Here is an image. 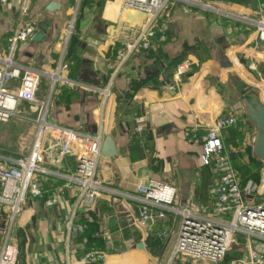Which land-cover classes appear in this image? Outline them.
I'll return each instance as SVG.
<instances>
[{
	"label": "crops",
	"instance_id": "crops-1",
	"mask_svg": "<svg viewBox=\"0 0 264 264\" xmlns=\"http://www.w3.org/2000/svg\"><path fill=\"white\" fill-rule=\"evenodd\" d=\"M190 1L205 3L170 2L158 20L149 49L139 47L123 56L120 50L136 37L130 29L144 21L125 9L123 0L0 2V57L7 54L8 38L17 28L33 23L37 31L45 23L44 37L17 43L13 60L51 73L62 56V74L78 83H55L47 121L79 133L99 134L101 145L105 137H111L116 151L114 156L101 152L96 169L101 193L90 213L91 221L75 206L79 192L73 181L66 184L64 177L52 173L36 176L43 195L28 197L17 218L20 255L16 264H159V257L169 264L182 222L179 211L203 214L211 210L209 189L217 174L201 161L199 136L219 116L236 118L222 132V139L240 185L255 184L247 201L256 203L264 193V163L253 152L255 132L233 85L227 82L233 76L258 87L264 103V40L246 22L206 12ZM211 1L249 18L264 14L261 0ZM73 16V30L65 45L64 32ZM160 32L165 33L163 39ZM185 61L189 70L176 83L173 73ZM49 81L42 74L38 103L48 96ZM18 84L13 79L7 89L16 91ZM38 107L18 101L15 115L0 122V157L8 164L29 153ZM41 154L50 162L57 158L49 136L43 138ZM244 164L252 176L242 185ZM60 166V173L69 168L72 175L76 152ZM151 179L170 184L177 192L171 205L146 204L155 216L142 228L133 223L144 204L136 186ZM51 198L56 203L47 206L46 200ZM88 222L92 227L82 236L85 227H78ZM237 233L235 246L243 248L242 254L228 251L225 264H247L264 252V239ZM139 236L140 241L134 242ZM138 242L143 243L142 249L136 247ZM153 246L159 249L156 258L149 255ZM96 254L98 260L91 259ZM174 263L196 264L178 259Z\"/></svg>",
	"mask_w": 264,
	"mask_h": 264
},
{
	"label": "built area",
	"instance_id": "built-area-1",
	"mask_svg": "<svg viewBox=\"0 0 264 264\" xmlns=\"http://www.w3.org/2000/svg\"><path fill=\"white\" fill-rule=\"evenodd\" d=\"M5 1L0 0V2ZM172 1L184 2V0H123V7L139 14L144 21L141 25L130 29L136 37L120 50V56L125 53L131 54L139 47L144 50L149 49L157 35L159 17ZM190 4L199 6L206 12L246 22L255 28L259 39L264 40V14L262 12L257 18H249L225 10L213 3L190 1ZM73 22L74 16L64 32L65 45L72 33ZM35 31L36 26L33 23H26L17 28L8 38L7 54L0 57V122H7L15 115L18 101L36 103L39 106L33 120L35 133L29 153L23 158L14 159L13 164H8L7 159L0 157V219L2 220L0 222V264L17 263L20 255L19 236L16 230L17 218L22 213L23 203L28 197L43 195L42 189L36 182L37 175L52 173L64 177L66 184H71L73 181L78 186L79 192L75 206L88 214L87 221L92 220L90 213L96 207L101 193V185L96 180V169L101 155V135L79 133L50 123L46 118L55 83L78 85L76 81L62 74L64 67L62 56L56 69L51 73H41L38 70L24 67L12 58L17 43L30 39ZM164 34L160 32L159 38L163 39ZM189 67L188 61L180 63L173 73V80L176 83L180 82ZM42 74L50 78V91L48 96L38 103L36 92ZM13 79L19 80L18 88L16 91H9L7 85ZM235 123L234 116H219L199 136L201 161L203 165L212 166L217 174L216 182L209 189L212 207L210 211L205 212L204 210L203 214H196L187 209L179 211L182 213V222L170 263L172 260L179 259L196 264H225L224 258L230 247L233 233L242 232L264 239V193L256 203L247 201V197L255 190V184L250 182L245 187L240 185L238 173L233 167L229 151L222 139V132ZM47 136L55 143L57 149V158L52 162L46 160L41 154V144L43 138ZM74 151L76 152L74 172L71 175L70 169L67 168V171L60 173L61 161L69 159ZM136 190L141 193L144 204L140 207L138 215L133 218V223L142 228L147 227L155 216L146 204L171 205L177 192L174 186L152 179L146 184H138ZM55 203L54 198L46 200L47 206H53ZM157 215L162 214L159 212ZM70 225L71 218L67 222V226L70 227ZM84 227L85 225L82 224L78 229L82 230ZM98 255H91V259L98 260ZM247 264H264V252H260Z\"/></svg>",
	"mask_w": 264,
	"mask_h": 264
},
{
	"label": "water",
	"instance_id": "water-1",
	"mask_svg": "<svg viewBox=\"0 0 264 264\" xmlns=\"http://www.w3.org/2000/svg\"><path fill=\"white\" fill-rule=\"evenodd\" d=\"M47 26L45 23L39 25L38 30L31 36V39L33 41H40L47 32ZM221 62L226 68H230L227 61L222 60ZM227 82L233 85L235 93L242 102L245 117L252 124L251 130L255 132L253 138L254 155L264 163V103L260 99V90L258 87L246 83L239 77L231 76ZM101 152L106 153L107 156L116 155L115 145L111 137L104 138ZM143 246L142 242L136 244V247L139 249H142Z\"/></svg>",
	"mask_w": 264,
	"mask_h": 264
},
{
	"label": "rangeland",
	"instance_id": "rangeland-1",
	"mask_svg": "<svg viewBox=\"0 0 264 264\" xmlns=\"http://www.w3.org/2000/svg\"><path fill=\"white\" fill-rule=\"evenodd\" d=\"M203 2H208V3H213V4H216V6L218 5V6H221L219 3H217V2H215V1H211V0H205V1H203ZM163 14H164V12L161 14V16L159 17V19L163 16ZM34 128H35V125H34ZM27 136V135H26ZM26 136L25 137H23V138H26ZM9 142H11V140H9ZM0 145H1V142H0ZM238 237H239V233H233L232 234V240L230 241V247H229V249H228V251H230V253H234V254H236V255H239V256H241V254H242V250H243V248H238L237 246H235V241H236V239H238ZM137 241H140V236L138 237V239L136 240L135 239V241L134 242H137ZM134 242L132 243L133 245H134ZM124 249V248H123ZM158 248H156L155 246H153L152 247V253H150L149 252V255L151 256V257H158V254H157V252H158ZM159 260H158V263L159 264H166V261H165V263H164V259H161L160 257L158 258ZM177 259H175V260H172V262L170 263L169 262V264H175L174 262L176 261ZM179 260V259H178Z\"/></svg>",
	"mask_w": 264,
	"mask_h": 264
},
{
	"label": "trees",
	"instance_id": "trees-1",
	"mask_svg": "<svg viewBox=\"0 0 264 264\" xmlns=\"http://www.w3.org/2000/svg\"><path fill=\"white\" fill-rule=\"evenodd\" d=\"M223 1H230V0H223ZM262 2H264V0H261ZM241 184L244 185L246 183V181L252 176L251 175V170L249 168V166L247 164H244L241 168ZM257 179V178H254ZM88 223H86L85 228L83 230L82 236H85L88 234V231L90 230V228L92 227V225Z\"/></svg>",
	"mask_w": 264,
	"mask_h": 264
}]
</instances>
